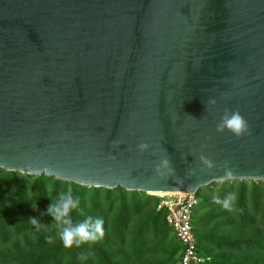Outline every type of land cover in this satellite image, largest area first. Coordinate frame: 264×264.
<instances>
[{
    "label": "water",
    "instance_id": "95a60500",
    "mask_svg": "<svg viewBox=\"0 0 264 264\" xmlns=\"http://www.w3.org/2000/svg\"><path fill=\"white\" fill-rule=\"evenodd\" d=\"M225 108L248 134L216 131ZM0 170L149 196L264 182V0H0Z\"/></svg>",
    "mask_w": 264,
    "mask_h": 264
},
{
    "label": "trees",
    "instance_id": "16d2710c",
    "mask_svg": "<svg viewBox=\"0 0 264 264\" xmlns=\"http://www.w3.org/2000/svg\"><path fill=\"white\" fill-rule=\"evenodd\" d=\"M237 182H222L221 195L235 192L232 189ZM48 184L53 185L52 192L48 191ZM238 184L240 187L236 191L237 199L232 210H226L222 205L210 207L199 220L202 222L200 229L196 228V214L193 212L192 223L198 253L212 256L205 264H264V199L258 194L259 184L256 182L251 181L250 190L245 182ZM69 186L73 189V195L79 196L81 201L80 208L72 213L74 221L83 220L88 215L104 220V237L94 244L64 247L57 237L52 217L47 214V206L63 188ZM103 191L106 193L105 200L100 199ZM199 191L196 193L197 206L203 202ZM116 193L121 199L127 194L133 197L136 194L143 195L146 204L150 206L147 219L149 227L158 223L169 227L165 220L166 210L156 211V196L128 192L121 187L113 190L87 188L47 176H27L0 170V264H121L129 261L132 253L136 254L142 249V242L146 241L145 234L150 228L148 222L140 228H131L136 211L141 207L135 202L128 205L123 202L119 218L113 223L109 221L110 215L115 212V202L109 201ZM88 195L91 197V208L86 206ZM107 201L109 206L105 208ZM32 218L45 226L38 228L33 225L30 222ZM223 224L224 227H237L240 233L223 237L214 233L213 229V233L209 231V227L213 226L217 232ZM222 244L229 245V253L207 248L212 245L219 248ZM176 245L169 254L170 261L182 249L177 240Z\"/></svg>",
    "mask_w": 264,
    "mask_h": 264
},
{
    "label": "clouds",
    "instance_id": "9594fccd",
    "mask_svg": "<svg viewBox=\"0 0 264 264\" xmlns=\"http://www.w3.org/2000/svg\"><path fill=\"white\" fill-rule=\"evenodd\" d=\"M209 104H215V99L208 101ZM193 119H195L193 117ZM230 131L237 138L249 133V126L246 119L240 114L239 110L224 109L220 116L219 122L216 125V131L223 133ZM148 144L141 143L138 145L139 150L145 151L148 149ZM201 161L208 168L214 167V163L207 157L201 156ZM162 164L168 166L171 170L168 160L162 161ZM159 170V167L157 168ZM225 176H232L227 162L224 164ZM49 192L54 190L52 184L47 185ZM215 203L222 205L227 210H232L233 203L237 199L235 192L229 193L223 198L219 194L213 197ZM80 197L73 195L72 187L67 190L60 191L56 198L47 206V214L52 217V221L57 229V237L66 248L80 247L84 244H94L104 237V220L101 217L86 216L83 220L74 221L72 213L80 208ZM43 215V213H42ZM30 222L33 225L44 227L45 225L38 222L36 218H32Z\"/></svg>",
    "mask_w": 264,
    "mask_h": 264
},
{
    "label": "rangeland",
    "instance_id": "374dc122",
    "mask_svg": "<svg viewBox=\"0 0 264 264\" xmlns=\"http://www.w3.org/2000/svg\"><path fill=\"white\" fill-rule=\"evenodd\" d=\"M256 183L259 184L258 185L259 186L258 194H259L261 199H264V184L258 183V182H256ZM245 184H246V186H248V188L250 190L251 185H252L251 181H245ZM233 186H234V188L232 190H234L236 193V191H238L237 189L240 187V185L237 182V183L233 184ZM67 188H63V190H67ZM221 188H222L221 182H219V183L213 184L210 187L200 189V191H199V195L201 198L200 200H203V202L199 203L198 206H195V208L193 210V212L196 214V222L197 223H195V225H196L197 229H200V226L202 225V222L199 220H201V217H203L206 210L208 212L209 208L212 206L220 207L219 206L220 204L215 203L213 197L217 194H219L221 196V198L224 197L221 195L222 194ZM105 196H106V193L104 191L101 192L100 199L105 200L106 199ZM90 198H91L90 195H88L86 198V206L88 208H91V199ZM156 198H157L156 201H157V205H158L160 202V198L157 196H156ZM112 201L115 202V204H114L115 209L113 210L115 212L110 215L109 221L111 223L115 222L116 219L119 218L120 212L123 210V207H122L123 202L127 203V205L129 203L132 204L133 202H135L141 206L140 208L138 207V210L136 211V216L131 223V228H136V229L140 228V227L144 226L143 224H146L148 222L147 219H148L149 214H150V206H148L146 204L143 195L136 194V196L133 197L130 194H127L124 199H121V196L118 193H116L115 196L111 197V200L109 202H112ZM103 202H105V201H103ZM109 202L107 204H105V208H107L109 206ZM156 211H158L157 206H156ZM224 225L225 224L220 225L219 231H217V232H215V229L213 228V226H210L209 231L212 232L214 230V233L218 234V236H223V237L224 236L227 237V235H234V234L240 233V231L238 230L237 227H235V228L224 227ZM148 229H149L148 232L145 234L146 241L142 242V249L139 252H137L136 254L132 253L131 254L132 258H130L129 261L122 262L121 264H177V262H178L177 253H175V255H174L175 257L173 256L172 261H170L168 259L171 250L175 246H177L175 237H174L172 231L170 230V228L168 226L161 224V223H158L154 227L153 226L149 227V222H148ZM125 240H127V242H128L127 238ZM116 242L119 244V241H116ZM215 246L214 245L209 246V247L207 246V248L211 249L212 251L220 250V251H224L225 253H229V251L227 250L228 248H230L229 245L222 244L221 247H219V248L217 246L215 248ZM124 252H126V251H124ZM204 256L208 257L209 261L212 257V256L209 257L208 255H204Z\"/></svg>",
    "mask_w": 264,
    "mask_h": 264
},
{
    "label": "built area",
    "instance_id": "2783aa9c",
    "mask_svg": "<svg viewBox=\"0 0 264 264\" xmlns=\"http://www.w3.org/2000/svg\"><path fill=\"white\" fill-rule=\"evenodd\" d=\"M157 209L166 210V223L181 245L177 264H205L209 258L198 253L197 239L192 223L193 210L198 204L196 194L171 193L157 196Z\"/></svg>",
    "mask_w": 264,
    "mask_h": 264
},
{
    "label": "bare ground",
    "instance_id": "6f19581e",
    "mask_svg": "<svg viewBox=\"0 0 264 264\" xmlns=\"http://www.w3.org/2000/svg\"><path fill=\"white\" fill-rule=\"evenodd\" d=\"M151 194L156 195V196L165 195V194H159V193H151Z\"/></svg>",
    "mask_w": 264,
    "mask_h": 264
}]
</instances>
